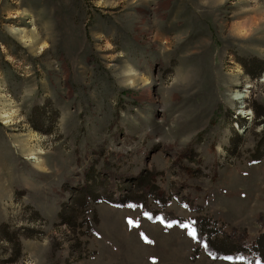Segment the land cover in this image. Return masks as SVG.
Masks as SVG:
<instances>
[{
  "label": "rangeland",
  "instance_id": "1",
  "mask_svg": "<svg viewBox=\"0 0 264 264\" xmlns=\"http://www.w3.org/2000/svg\"><path fill=\"white\" fill-rule=\"evenodd\" d=\"M255 110L264 0H0V264H249L138 201L263 235Z\"/></svg>",
  "mask_w": 264,
  "mask_h": 264
},
{
  "label": "trees",
  "instance_id": "2",
  "mask_svg": "<svg viewBox=\"0 0 264 264\" xmlns=\"http://www.w3.org/2000/svg\"><path fill=\"white\" fill-rule=\"evenodd\" d=\"M256 117L260 120L264 118V114L257 113L255 110ZM264 125V121L261 122ZM150 191L151 188L147 186ZM148 194V193H147ZM146 194V195H147ZM144 195V194H143ZM145 195V196H146ZM94 202L95 204H99L104 200H101L97 194H83L82 202L90 203ZM124 201H120L118 203H122ZM117 206H121L122 204H118L115 202ZM133 207H136L134 202H129ZM140 204L139 208L142 210V216L152 220L153 222H160L166 227H174L177 226L181 229L187 230L188 234L194 232L193 237L198 243H200L206 251L214 256L216 259L228 260V261H244L249 264H264V234L257 237L250 245L245 244L242 241H236V236H227L225 238H212V230L208 228L201 220H192L190 222H186L177 217H167L165 215L159 213H153L151 210L146 207V202L140 197L138 201ZM88 206V204H87ZM219 232V231H218ZM8 242H13L11 238L7 240ZM20 244V242H18ZM233 245V246H232ZM21 253V248H19Z\"/></svg>",
  "mask_w": 264,
  "mask_h": 264
},
{
  "label": "bare ground",
  "instance_id": "3",
  "mask_svg": "<svg viewBox=\"0 0 264 264\" xmlns=\"http://www.w3.org/2000/svg\"><path fill=\"white\" fill-rule=\"evenodd\" d=\"M122 2H123V1H122ZM116 3H117V2H116ZM122 4H123V3H122ZM125 4H126V3H125ZM113 5H114V4H113ZM122 6H123V5H122ZM124 6H125V5H124ZM129 7H130V5H129ZM134 7H135V6H134ZM116 8H117V7H116ZM127 8H128V6H127ZM127 8H126V9H127ZM136 9H137V8H136ZM140 9H141V8H140ZM140 9H139V10H140ZM120 14H121V13H120ZM120 16H122V15H120ZM124 16H125V15H124ZM136 19H137V18H136ZM140 20H141V19H140ZM137 22H138V21H137ZM143 22H144V21H143ZM137 25H138V24H137ZM135 34H136V33H135ZM236 96H237V99H238V100H242V99H244V98H245V97L243 96V94H242V93H240V94H237ZM251 113H252V112H249V114H248V115H251Z\"/></svg>",
  "mask_w": 264,
  "mask_h": 264
},
{
  "label": "snow or ice",
  "instance_id": "4",
  "mask_svg": "<svg viewBox=\"0 0 264 264\" xmlns=\"http://www.w3.org/2000/svg\"><path fill=\"white\" fill-rule=\"evenodd\" d=\"M194 234H195L194 232L190 233V235H193V236H194Z\"/></svg>",
  "mask_w": 264,
  "mask_h": 264
}]
</instances>
